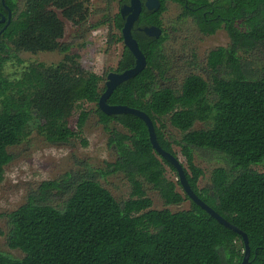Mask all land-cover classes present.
<instances>
[{"label": "trees", "instance_id": "1", "mask_svg": "<svg viewBox=\"0 0 264 264\" xmlns=\"http://www.w3.org/2000/svg\"><path fill=\"white\" fill-rule=\"evenodd\" d=\"M72 1L29 0L20 9L17 0H5L12 16L7 26L6 21L0 23V71L9 61L21 63L18 54L25 49L64 50L63 27L53 7L65 8ZM129 1L119 0L113 17L120 34L124 20L119 9ZM140 1L142 10L132 36L146 67L118 85L107 103L149 116L160 147L176 158L173 144L179 147L194 193L246 234L248 264H264V172L251 169L264 162V0H159L157 11L147 10L145 0ZM167 2L178 4V20L191 19L202 35L226 32L229 45L207 55L209 82L189 74L178 89L159 83L166 72L167 34L161 15ZM70 8L79 13L78 4ZM0 15H7L1 0ZM151 26L161 29L158 39L142 31ZM134 61L124 47L115 71L132 68ZM63 68L58 65L43 77L29 68L18 76L0 72V182L4 148L21 140L29 111L37 113L44 122L41 132L55 141L64 136L59 128L71 115L70 101L75 98L95 101L94 114L105 129L112 123L122 128L112 131L107 141L116 158L106 164V171L85 168L83 173L66 172L42 182L37 193L8 215L7 246L23 257L0 252V264H241L245 250L241 236L210 217L177 180L168 178L167 170H176L153 150L145 123L131 114L102 113L97 103L105 87L95 94L92 78L76 81ZM196 123L203 128L194 129ZM167 124L179 131V140L166 136ZM197 151L217 155L225 164L211 170L209 183L202 188ZM108 174H121L127 180L126 200L118 202L100 184L99 179ZM147 185L165 206L189 201V208L153 209ZM56 194L64 198L59 204H53Z\"/></svg>", "mask_w": 264, "mask_h": 264}, {"label": "rangeland", "instance_id": "2", "mask_svg": "<svg viewBox=\"0 0 264 264\" xmlns=\"http://www.w3.org/2000/svg\"><path fill=\"white\" fill-rule=\"evenodd\" d=\"M28 1L17 0L18 7L26 8ZM118 1L73 0L65 8L53 7L63 27L61 42L64 50L29 52L25 49L18 54L21 63L9 61L0 72L7 77L18 76L22 70L29 68L43 77L48 71L62 65L64 73L76 81L85 83L92 78L94 93L101 94L107 74L115 72L124 49L123 41L119 40L121 34L113 23V17L118 12ZM76 4L79 5L78 14L70 10ZM180 12L178 4L167 2L166 11L161 15L162 29L167 34L163 43L166 72L165 79L159 83L173 89L180 88L189 74L199 75L209 82L211 72L206 66L208 53L229 45L224 30H218L212 36L202 35L191 19L178 20ZM70 104L71 115L60 126L62 129L59 128L64 131L62 138L49 141L40 130L44 125L43 120L31 109L28 126L21 140L4 148L6 156L0 182V252L13 258H22L23 254L7 246L10 229L8 215L24 205L30 194L37 193L42 182L56 180L66 172L83 173L85 168L106 171V164L115 161V153L107 146V141L112 131L122 132V128L112 123L105 129L94 114V100L75 98ZM200 128L203 125L196 123L194 129ZM166 136L179 140L181 135L167 124ZM173 150L185 166L179 147L173 144ZM195 163L203 171L199 188L208 185L214 167L225 165L220 157L207 151H197ZM251 169L264 172V162L253 165ZM167 176L177 180L176 173L169 169ZM99 182L118 202L129 197L130 185L123 175L108 174L100 178ZM145 188L153 201V209L176 212L187 210L190 206L189 201H184L180 206H165L156 192L148 185ZM63 199L58 194L52 197L53 204H59Z\"/></svg>", "mask_w": 264, "mask_h": 264}, {"label": "water", "instance_id": "3", "mask_svg": "<svg viewBox=\"0 0 264 264\" xmlns=\"http://www.w3.org/2000/svg\"><path fill=\"white\" fill-rule=\"evenodd\" d=\"M1 2L5 11L7 12V15L6 16L0 15V23L6 21L5 26H7L10 23L12 12L10 8L5 4V0H1ZM160 6L161 4L159 0H146L144 2V7L149 11H157L159 10ZM141 10H142V5L140 0H130L128 5H123L119 10L121 17L124 19V24L121 29V37H122L123 45L129 50V52L134 57L135 60L134 66L120 73L109 72L107 74L106 81L104 83L105 90L99 97L97 103L98 108L102 111V113L108 116L118 115V114H131L138 117L145 123L147 127L149 141L153 150L157 153L159 157H161L162 159H164L174 167L177 174V181L179 182L180 186L182 187L187 197L193 203H195L196 205L201 207L204 211H206V213H208L210 217L214 218L219 224L223 225L224 227L232 230L233 232L241 236L245 248L241 264H248L250 252H249V245L246 234L237 227H235L234 225H232L230 222L225 220L223 217H221L218 213H216L212 208H210L194 193V191L191 189L186 179L184 168L179 158L174 157L172 154H170L167 151H164L160 147L156 138L153 123L149 118V116L138 109H133L124 105H109L107 103V99L118 85L138 75L146 67L145 57L141 52V50L139 49L137 41L132 36V29L134 23L137 21ZM142 31L147 36L154 37L156 39H158L162 33L161 29L155 26L144 27Z\"/></svg>", "mask_w": 264, "mask_h": 264}, {"label": "flooded vegetation", "instance_id": "4", "mask_svg": "<svg viewBox=\"0 0 264 264\" xmlns=\"http://www.w3.org/2000/svg\"><path fill=\"white\" fill-rule=\"evenodd\" d=\"M146 1V0H145ZM126 5H128V4H126ZM121 8V7H120ZM120 10V9H119ZM124 20V19H123ZM124 24V23H123ZM123 53V52H122ZM116 72V71H115Z\"/></svg>", "mask_w": 264, "mask_h": 264}]
</instances>
